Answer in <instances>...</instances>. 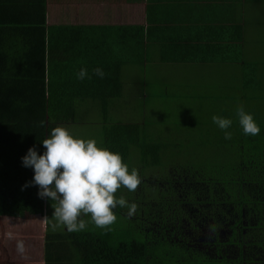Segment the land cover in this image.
<instances>
[{"label":"trees","instance_id":"obj_1","mask_svg":"<svg viewBox=\"0 0 264 264\" xmlns=\"http://www.w3.org/2000/svg\"><path fill=\"white\" fill-rule=\"evenodd\" d=\"M255 2L264 4V0H145L146 24L135 26L138 59L145 58V53L148 56L150 49L161 51L162 47L161 62H206L214 71L227 65L233 67L239 79L238 87L229 91L231 95H223L229 98L227 102L213 103L215 110L210 108L208 116L202 113L199 140L211 132L216 139L197 141L195 145L202 150L198 157L190 158L187 164L176 162L174 156L166 155L168 145L162 139L143 131V121L113 123L103 137L105 147L119 153L123 162L131 146L138 148V158L143 163L138 171L144 172L139 176L147 174L146 165L174 167L175 170L169 167L163 176L165 186L178 182L186 188L184 194L189 202L195 190L201 189L207 200L216 204L208 212L210 217L220 215V206L233 202L240 212L243 206L250 208V212L255 210L259 219L256 226L264 227V66L241 59L245 55L243 30L249 24L246 11L248 4ZM45 23V0H0V215L44 214L48 207V199H41L39 187L30 183L33 169L22 164V157L33 146L43 154L42 141L56 127L55 119L60 118L59 111L48 108L45 97ZM166 25L176 28L177 47L168 35L163 39L157 37ZM173 50L170 60L168 52ZM179 50L185 53L184 59L178 58ZM223 96L216 98L221 101ZM241 105L253 115L260 128L258 135L244 134L236 114ZM214 115L232 120L227 130L232 133L231 139H225L224 130L216 127ZM199 147L196 148L200 151ZM164 154L166 160L162 159ZM175 172L181 175L173 177ZM26 184L29 186L24 187ZM123 190L122 187L116 192L117 198L135 199L134 192L125 188L122 194ZM167 193L156 187L155 193L147 197L144 190H139L135 215L139 217L142 210L143 214H151L156 206L164 210L173 206L174 200L162 196ZM126 208L113 209L117 221L110 229L98 228L93 223L79 232H70L64 226L46 227L43 264H242L223 256H204L174 243L155 242L150 229L141 230L143 221L135 226L133 219L122 212Z\"/></svg>","mask_w":264,"mask_h":264},{"label":"rangeland","instance_id":"obj_2","mask_svg":"<svg viewBox=\"0 0 264 264\" xmlns=\"http://www.w3.org/2000/svg\"><path fill=\"white\" fill-rule=\"evenodd\" d=\"M130 2L138 7L139 15L143 0H130ZM248 5L250 6L247 7L246 19L249 24H245L243 30L245 55L241 59L264 66V4L255 2ZM150 64H152L151 61L146 62V65ZM156 67L157 70L151 74L145 72V83L138 84V90L137 87H130L126 105L128 115L135 117L134 107L138 104L137 118L138 121H143V131L154 138L162 139L168 145L166 155L174 156L176 162L181 161L187 164L190 158L198 157L202 152L201 148L195 145L197 141L216 139L215 133L211 132L206 136L203 134V139L199 140L198 131L203 130L202 113L208 116L210 108L215 110L213 103L227 102L229 98L225 99L223 95H231L230 92L238 87L239 79L233 67L227 65L217 67L214 71L210 63L171 60L158 63ZM131 78L132 81H136L138 76L133 74ZM233 87L235 89L231 91ZM137 95L138 103H136ZM221 96H223L221 101L216 98ZM85 115L86 118L82 122H69L61 126L66 127L76 137L96 139L100 146L105 147L101 133L106 134L110 131L113 124L110 123V118L107 117L103 123L98 124L100 120L98 115L92 120L90 115L94 116L95 113L88 112ZM99 129H101L100 133ZM192 129L194 133H190ZM196 147H199L200 151ZM129 151L124 163L130 170L133 167L140 168L143 163L139 161L138 148L131 146ZM206 154L207 151L204 150L203 155ZM162 159L166 160L165 154ZM159 166L161 165L150 164L149 167L146 165L144 171H147V174L140 176L141 183L134 192L135 199L129 196L125 198L130 204L138 205L139 190L140 192L144 190L149 197L155 193L157 187V189L169 191L166 195H162L164 199H172L175 202L173 206L168 205L166 210L162 206H156L157 210H151V214L149 212L143 214L142 210L139 217L135 214L129 216L128 208L122 210L126 216L133 219L135 226L139 221H143L141 230L150 229L152 240L155 242L162 240L163 243H174L179 247L185 246L194 251H200L204 256L219 258L223 256L237 259L242 264H264V227L256 226L259 219L255 210L252 209L250 212V208L245 209L246 206H243L240 212L232 202L227 207L220 206V215L210 217L208 212L214 206L216 207V204H211L207 200V194L201 189H196L193 200L187 201L184 186L173 181L169 187L163 183L165 172L174 167L166 166L160 169ZM139 173L144 172L139 171ZM149 175L150 178H148ZM171 175L174 177L181 174L175 172ZM123 189L122 194L125 192V188ZM47 203L48 207L44 214H27L20 218L8 216L5 217V222L3 218L0 219V261L43 264L45 228H57L53 227L56 221L52 217L54 212L52 202L47 200ZM82 218L86 221L91 220L90 216ZM19 240L25 242L26 250L23 254L17 251Z\"/></svg>","mask_w":264,"mask_h":264},{"label":"crops","instance_id":"obj_3","mask_svg":"<svg viewBox=\"0 0 264 264\" xmlns=\"http://www.w3.org/2000/svg\"><path fill=\"white\" fill-rule=\"evenodd\" d=\"M144 6L145 0L138 15V7L130 0H45V97L48 108L60 113V118L55 119L56 125L82 122L88 112L95 113L90 115L91 120L98 115V124L107 117L110 123L138 122V104L134 107L135 117L128 115L126 108L130 87L138 90V84L145 83V72H155L164 53L162 47L161 51L154 48L147 52L148 56L145 53V58L138 59L135 26L146 24ZM164 27L163 36L159 34L157 37L163 39L168 35L175 45L176 28L174 25ZM168 27L174 31L169 32ZM168 53L171 60L175 50ZM184 54L179 50L177 56L184 59ZM148 61L152 64L146 65ZM82 68L87 69L90 79L77 78ZM96 68L105 73L103 79L94 74ZM133 74L138 76L136 81H132ZM25 215L5 214L0 215V219L5 222V217Z\"/></svg>","mask_w":264,"mask_h":264},{"label":"clouds","instance_id":"obj_4","mask_svg":"<svg viewBox=\"0 0 264 264\" xmlns=\"http://www.w3.org/2000/svg\"><path fill=\"white\" fill-rule=\"evenodd\" d=\"M93 72L102 79L105 76L100 68ZM86 77L88 71L82 68L77 78ZM236 114L245 135L260 133L253 115L242 105L237 107ZM212 120L224 130L225 139L232 138V133L227 131L232 125L231 119L214 115ZM42 144L43 154L33 146L22 157V164L33 169L30 183L39 187V197L52 202L54 228L64 226L70 232H79L91 222L98 228L110 229L117 221L113 211L117 206L127 207L129 216L135 214L137 205L115 194L122 187L135 192L141 183L139 171L135 167L130 170L119 153L100 146L96 139L76 137L63 126L53 128ZM84 216H90L91 220L86 221ZM25 250V242L17 241V251L23 254Z\"/></svg>","mask_w":264,"mask_h":264}]
</instances>
